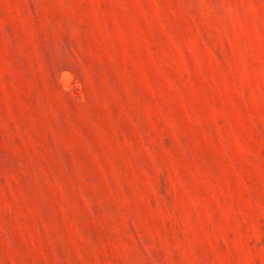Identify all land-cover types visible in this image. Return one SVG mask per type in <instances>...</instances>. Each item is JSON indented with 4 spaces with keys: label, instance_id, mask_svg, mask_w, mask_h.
Instances as JSON below:
<instances>
[{
    "label": "rangeland",
    "instance_id": "374dc122",
    "mask_svg": "<svg viewBox=\"0 0 264 264\" xmlns=\"http://www.w3.org/2000/svg\"><path fill=\"white\" fill-rule=\"evenodd\" d=\"M0 264H264V0H0Z\"/></svg>",
    "mask_w": 264,
    "mask_h": 264
}]
</instances>
